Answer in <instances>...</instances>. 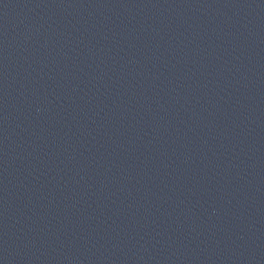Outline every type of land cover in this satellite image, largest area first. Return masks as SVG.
I'll list each match as a JSON object with an SVG mask.
<instances>
[{
	"label": "water",
	"instance_id": "95a60500",
	"mask_svg": "<svg viewBox=\"0 0 264 264\" xmlns=\"http://www.w3.org/2000/svg\"><path fill=\"white\" fill-rule=\"evenodd\" d=\"M0 264H264V0H0Z\"/></svg>",
	"mask_w": 264,
	"mask_h": 264
}]
</instances>
